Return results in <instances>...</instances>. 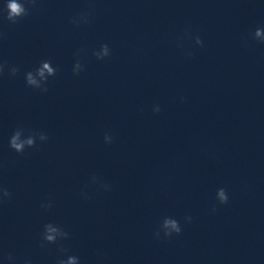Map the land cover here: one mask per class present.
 I'll list each match as a JSON object with an SVG mask.
<instances>
[{"label":"clouds","instance_id":"1","mask_svg":"<svg viewBox=\"0 0 264 264\" xmlns=\"http://www.w3.org/2000/svg\"><path fill=\"white\" fill-rule=\"evenodd\" d=\"M38 0H7L6 2V12L7 15L3 17L4 20L11 24H17L21 19L29 15V8L26 7V4L31 5L33 8L36 7ZM91 13L89 11H84L78 13L76 16L69 18V23L74 26H81L82 24H88L90 22ZM3 33L0 32V39L3 38ZM185 37L192 38V34L185 32ZM254 40L264 44V28H257L252 34ZM242 39H246L242 37ZM195 45L203 47L204 43L200 36H195ZM85 49L81 48L74 53V64L72 67V72L74 76H79L81 72L85 70V65L82 62L81 54ZM92 55L95 56L97 60L103 61L106 58L111 56V49L107 43L101 44L99 49L93 50ZM188 57L192 56L191 52L186 53ZM8 72L11 76H17L21 69L16 65H9L6 60H0V76H3L5 72ZM57 73V68L53 67L51 61H41L40 65L34 70L27 71L24 74L25 83L28 87L33 89H38L41 92H48V80L49 77L55 76ZM181 103L184 102V97L180 98ZM143 113V109H140ZM153 114H159L161 112V107L159 104H154L152 106ZM104 143L111 145L115 141V136L110 133L104 134ZM49 136L47 133L39 130H29L26 129L23 125L17 126L13 131V134L9 137V147L18 154H23L26 149L35 148L37 146V141L40 143H47ZM90 184H98L101 189L104 191H111V185L108 183L101 182L100 177L93 175L90 180ZM88 185H85L87 188ZM80 196L88 200L86 191H81ZM12 198L11 191L0 185V207L5 203L10 201ZM216 202L220 205H226L229 202V196L227 191L221 187L216 191ZM53 207V202L50 197L45 198L40 203V208L48 211ZM217 209L213 206L212 211L215 212ZM185 223H191L193 217L191 215L184 217ZM183 231L180 221L171 217L165 216L160 222L158 228L154 231L153 237L157 240L159 239H170L173 235H180ZM71 238V234L64 230L59 225L49 222L43 225V231L40 234V244L39 247L45 248L47 245L57 244L58 251L61 253L55 260V264H80V258L76 255H67L69 249L63 245V241H67ZM98 257H103L104 253L102 251H97ZM66 256V258H65ZM0 259H3L5 264H19V258L8 253L6 255L0 256ZM23 264H32L31 259L25 258Z\"/></svg>","mask_w":264,"mask_h":264}]
</instances>
